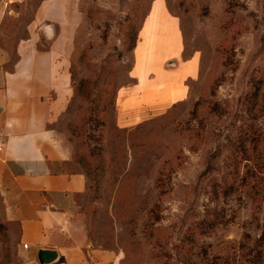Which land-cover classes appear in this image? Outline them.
<instances>
[{"label": "rangeland", "instance_id": "1", "mask_svg": "<svg viewBox=\"0 0 264 264\" xmlns=\"http://www.w3.org/2000/svg\"><path fill=\"white\" fill-rule=\"evenodd\" d=\"M156 3L178 21L197 77L188 100L122 128L121 96ZM0 46L13 58L55 56L63 100L54 123L72 161L88 167L79 219L92 247L121 264H202L260 235L264 207L245 187L222 188L241 130L252 124L264 140V108L245 105L255 79L264 82V0H0ZM260 94L264 103V83ZM13 229L0 237L4 264Z\"/></svg>", "mask_w": 264, "mask_h": 264}, {"label": "crops", "instance_id": "2", "mask_svg": "<svg viewBox=\"0 0 264 264\" xmlns=\"http://www.w3.org/2000/svg\"><path fill=\"white\" fill-rule=\"evenodd\" d=\"M146 23L133 55L134 85L119 104L122 128L188 100L197 77V60L183 58L178 21L156 3ZM54 65L52 52L13 58L0 46V220L14 227L11 264H40L41 250L58 254L54 264H121L92 247L80 227L88 180L55 127L63 99Z\"/></svg>", "mask_w": 264, "mask_h": 264}, {"label": "trees", "instance_id": "3", "mask_svg": "<svg viewBox=\"0 0 264 264\" xmlns=\"http://www.w3.org/2000/svg\"><path fill=\"white\" fill-rule=\"evenodd\" d=\"M135 42V41H134ZM262 78V77H261ZM254 85V91L245 100L247 112L252 114L264 108L262 103L261 87L263 81L259 79ZM260 82V83H259ZM234 152L231 154L227 165V175L224 178L223 194L230 196L235 191L246 188V197L259 209L264 207V186H262L264 170V140L262 134L252 124L242 129ZM85 175L88 177V167L82 164ZM243 171V172H242ZM264 214V213H263ZM214 217L215 214H210ZM216 220L202 224V230L212 231ZM261 233L255 239L247 236L241 244H235L228 251L215 257L203 256L202 264H264V216L261 220ZM9 226L0 220V237ZM5 240H0L4 244ZM205 255L207 253L205 252ZM185 260L189 263L194 261L191 253L186 254Z\"/></svg>", "mask_w": 264, "mask_h": 264}, {"label": "water", "instance_id": "4", "mask_svg": "<svg viewBox=\"0 0 264 264\" xmlns=\"http://www.w3.org/2000/svg\"><path fill=\"white\" fill-rule=\"evenodd\" d=\"M175 63H172L174 65ZM40 264H54L58 261V254L55 251L41 250L38 255Z\"/></svg>", "mask_w": 264, "mask_h": 264}, {"label": "built area", "instance_id": "5", "mask_svg": "<svg viewBox=\"0 0 264 264\" xmlns=\"http://www.w3.org/2000/svg\"><path fill=\"white\" fill-rule=\"evenodd\" d=\"M3 150V142L0 139V152ZM24 247L27 249L28 245H24Z\"/></svg>", "mask_w": 264, "mask_h": 264}]
</instances>
